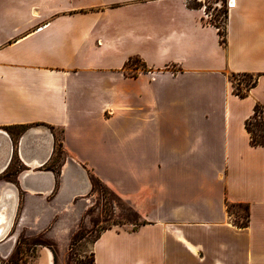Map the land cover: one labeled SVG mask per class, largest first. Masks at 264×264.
Wrapping results in <instances>:
<instances>
[{
    "label": "crops",
    "instance_id": "1",
    "mask_svg": "<svg viewBox=\"0 0 264 264\" xmlns=\"http://www.w3.org/2000/svg\"><path fill=\"white\" fill-rule=\"evenodd\" d=\"M26 1L27 19L0 27V178L28 197L72 160L141 211L134 230L98 237L97 264H264V144L244 124L264 109V0H232L224 41L184 0H133L165 11L126 53L99 43L115 3ZM68 19L85 26L81 60L67 59L71 29L52 27ZM108 50L122 57L96 58ZM238 74L253 76L243 94ZM228 203L247 205L245 226Z\"/></svg>",
    "mask_w": 264,
    "mask_h": 264
},
{
    "label": "rangeland",
    "instance_id": "2",
    "mask_svg": "<svg viewBox=\"0 0 264 264\" xmlns=\"http://www.w3.org/2000/svg\"><path fill=\"white\" fill-rule=\"evenodd\" d=\"M21 1L0 0V27H13L18 24L19 17H17V11L23 14L22 20L27 19L26 15L29 13V5H26L27 1L23 0L22 6L17 7ZM51 1L61 2L62 0ZM102 1L115 3V7L111 8L112 10L106 12L102 17V22L106 27H104V35H102L101 42L99 43H104V36L116 39L123 47L124 53L133 50L135 47L134 34L138 30L136 28L151 23V21L153 23L158 22L160 13H164L165 11L164 2L144 8L141 5L135 6L137 4L133 0ZM189 2L197 6V9L202 4H205V10L208 12L207 17H204L199 8L202 21L205 23H215L219 26L221 33H224L226 0H190ZM217 3L219 6L215 5ZM33 5L35 7L38 6L37 3H33ZM213 5L215 7L212 9ZM33 15L35 14L33 13ZM69 21L71 20H64L62 24L55 22L52 27H69L71 29L62 32V35L60 34L62 37L67 36L72 43V47H76L77 49H74L73 52L70 50L67 59L73 61L81 60L87 57L88 52V49H80L82 45L81 39L84 34L82 29L85 26L79 21L75 22L73 20L71 24H69ZM70 25L72 26L70 27ZM62 49L66 53L67 49L63 47ZM56 54L59 55V52L57 51ZM121 57L122 54L114 50H110L106 54L96 55L97 59L108 63ZM230 78L234 84V89L236 90L238 87L242 91L253 81V76L249 74L230 75ZM257 115L256 119L251 121L254 132H257L260 121L264 125V109L260 108ZM60 136V130L55 129V143H57L54 155L55 161L61 157V149L58 144ZM85 174L90 182V190L86 194L75 196L72 200V203L75 204L82 198H88V203H85L77 219L66 230L62 231L58 225L61 220L67 218L68 212L60 209L55 212L52 219L45 226L39 229L25 225L17 236L11 254L5 258L0 257V264H97L96 241L98 237L104 233H128L134 230L139 223L144 222L141 211L131 205L125 198L115 194L111 188L96 178L91 172L88 171ZM56 176L57 189H53L49 193H43L42 199L45 202H50L59 190L61 178L58 176V173H56ZM0 180L11 181L4 178H0ZM33 192L35 194V191ZM26 197L24 192H20L12 230H14L18 222ZM229 208L230 211L228 209L227 211L233 220L245 218L246 210L242 204L232 203Z\"/></svg>",
    "mask_w": 264,
    "mask_h": 264
},
{
    "label": "bare ground",
    "instance_id": "3",
    "mask_svg": "<svg viewBox=\"0 0 264 264\" xmlns=\"http://www.w3.org/2000/svg\"><path fill=\"white\" fill-rule=\"evenodd\" d=\"M71 161L66 162L64 167H62L63 169L61 170L62 174L59 190L50 202L43 201L42 196H36L33 191L36 192L42 190L43 193H49L52 192L53 189H38L39 187L37 189H26L28 191V197L27 200H25L26 203L24 202L25 204L22 211H20L21 214L14 230H12V227L14 225L16 206L19 202L18 190L15 189L14 185L9 181L0 180L1 258L8 257L11 254L16 243L17 236L25 225H29L34 229H39L45 226L49 220L52 219L55 212L60 209H64L68 212L67 218L65 217L66 219L61 220L58 225L62 231L66 230L68 226L74 222L75 219H77L85 203L88 201V198H82L75 204L72 203V200L77 195L86 194L90 190V182L84 170ZM48 173H50V171H48ZM40 178L41 176L34 178V176L26 175L21 177V181H33V179H35L37 182Z\"/></svg>",
    "mask_w": 264,
    "mask_h": 264
},
{
    "label": "trees",
    "instance_id": "4",
    "mask_svg": "<svg viewBox=\"0 0 264 264\" xmlns=\"http://www.w3.org/2000/svg\"><path fill=\"white\" fill-rule=\"evenodd\" d=\"M186 5L188 6V7H192V8H197V6H195V5H193L192 3H186ZM226 12H227V10H226V8L224 9V16H225V18H226ZM212 24H214L215 26H217L215 23H212ZM218 35H219V37H220V40L221 41H224V39H225V31H224V33H223V35H222V33L220 32V30H218ZM236 92L238 93V94H243L244 93V91H242L240 88H236ZM260 108H262L263 109V107H262V105L261 104H259V103H256L255 105H254V111H253V114L252 115H250V117H248L247 119H245V121H244V124H245V127H246V129L248 130V132L250 133V139H251V142L253 143V144H264V125L261 123V121L259 122V126H258V128H257V132H254V129H253V127H252V124H251V121L253 120V119H256V117L258 116L257 115V113H258V110L260 109ZM232 205V203H228L227 204V209H228V211H230V206ZM244 206V208H245V210H246V215H245V218L244 219H236V220H234V222L238 225V226H245L246 225V223H247V221H246V216H247V205L246 204H244L243 205ZM143 223V222H142ZM140 224V223H139Z\"/></svg>",
    "mask_w": 264,
    "mask_h": 264
},
{
    "label": "built area",
    "instance_id": "5",
    "mask_svg": "<svg viewBox=\"0 0 264 264\" xmlns=\"http://www.w3.org/2000/svg\"><path fill=\"white\" fill-rule=\"evenodd\" d=\"M185 1V4L186 3H190L189 1L190 0H184ZM231 2H232V0H226V6H225V8H226V10L228 9V7H230L231 6ZM215 5H217V6H219V4L217 3V4H215ZM215 5H213V7H212V9L215 7ZM200 9H201V11H202V14H204V17H207L208 16V12H207V10H205L206 9V5L205 4H202V6L201 7H199ZM198 8V9H199ZM224 18H225V16H224ZM217 30H220V28H219V26L217 25ZM224 31H225V29H224ZM221 32V31H220ZM223 35V34H222Z\"/></svg>",
    "mask_w": 264,
    "mask_h": 264
},
{
    "label": "water",
    "instance_id": "6",
    "mask_svg": "<svg viewBox=\"0 0 264 264\" xmlns=\"http://www.w3.org/2000/svg\"><path fill=\"white\" fill-rule=\"evenodd\" d=\"M40 193H43L42 190L39 191Z\"/></svg>",
    "mask_w": 264,
    "mask_h": 264
}]
</instances>
